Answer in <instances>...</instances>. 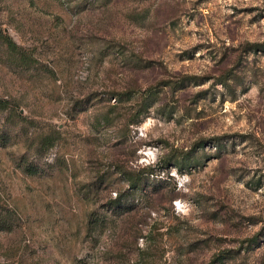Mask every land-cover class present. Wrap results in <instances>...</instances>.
Here are the masks:
<instances>
[{
  "label": "rangeland",
  "instance_id": "1",
  "mask_svg": "<svg viewBox=\"0 0 264 264\" xmlns=\"http://www.w3.org/2000/svg\"><path fill=\"white\" fill-rule=\"evenodd\" d=\"M258 43L264 0H0V264H264Z\"/></svg>",
  "mask_w": 264,
  "mask_h": 264
},
{
  "label": "trees",
  "instance_id": "2",
  "mask_svg": "<svg viewBox=\"0 0 264 264\" xmlns=\"http://www.w3.org/2000/svg\"><path fill=\"white\" fill-rule=\"evenodd\" d=\"M2 39L8 44L9 48L18 55V58H19V60H21L22 63L29 64L31 66L34 64L35 60L32 57L24 54L23 51L20 50L18 45L9 36L2 35ZM252 47L263 48L264 43L253 44ZM8 107H9V102L0 98V109L5 110ZM42 143H43V145H45L48 148L53 147L55 145L54 139H51L48 137L44 138ZM219 146L220 145L218 143V148H220ZM180 167H181V165H180ZM147 172H148V175H146V176L152 175L153 169L149 167L147 169ZM142 182H143V180L140 177H136L132 182L133 187H139L142 184ZM218 257H220V256H218Z\"/></svg>",
  "mask_w": 264,
  "mask_h": 264
},
{
  "label": "clouds",
  "instance_id": "3",
  "mask_svg": "<svg viewBox=\"0 0 264 264\" xmlns=\"http://www.w3.org/2000/svg\"><path fill=\"white\" fill-rule=\"evenodd\" d=\"M187 177H184V181L181 183L180 187L182 188L183 187V183L185 181H187ZM186 190V189H185ZM175 203V207H176V210L177 212L179 213L181 210H184L188 207V205L186 204V202H182V201H176L174 202Z\"/></svg>",
  "mask_w": 264,
  "mask_h": 264
}]
</instances>
